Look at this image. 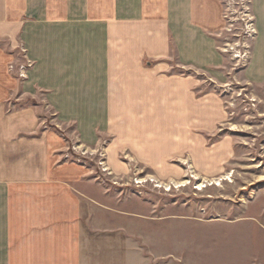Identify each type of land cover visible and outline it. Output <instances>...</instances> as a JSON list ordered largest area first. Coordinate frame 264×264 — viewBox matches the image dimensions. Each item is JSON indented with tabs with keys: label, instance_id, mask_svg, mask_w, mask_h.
<instances>
[{
	"label": "crops",
	"instance_id": "crops-1",
	"mask_svg": "<svg viewBox=\"0 0 264 264\" xmlns=\"http://www.w3.org/2000/svg\"><path fill=\"white\" fill-rule=\"evenodd\" d=\"M251 3L264 55V0ZM220 20L208 0H0V37L9 30L13 48H0V264H97L90 232L98 209L83 207L79 195L96 182L83 165L61 160L66 139L38 129L34 109L17 101L54 104L83 142L122 120L121 138L132 137L138 158L177 178L164 163H192L194 150L203 151L194 130H212L223 110L211 96L194 97L192 77L164 73L172 57L186 71L218 69L212 34ZM18 48L28 62L25 80L9 69ZM263 72L249 69L254 79ZM212 150L202 175L224 167L225 142ZM115 151L109 162L118 166Z\"/></svg>",
	"mask_w": 264,
	"mask_h": 264
},
{
	"label": "rangeland",
	"instance_id": "rangeland-1",
	"mask_svg": "<svg viewBox=\"0 0 264 264\" xmlns=\"http://www.w3.org/2000/svg\"><path fill=\"white\" fill-rule=\"evenodd\" d=\"M208 1L220 10L221 27L212 35L221 66L207 75L186 71L172 57L164 74L192 77L194 97L216 99L223 117L207 133L194 130V147L201 145L203 151L194 150L192 163L186 157L164 163L179 177L159 174V168L141 161L132 148L136 144L128 141L132 137L121 138L117 125L122 120L113 118L112 131L98 133L97 128L93 143L83 142L74 120L64 119L54 104L31 97L17 101L34 109L38 129L66 139L61 160L83 165L96 182L80 187L79 195L83 207L98 209L90 232L97 242V264H264V75L254 79L249 74L252 68L261 78V37L252 0ZM8 32L0 37V48L11 54ZM18 50L9 69L25 80L28 62ZM220 141L228 151L224 167L216 175H202L199 166L214 160L212 149ZM115 147L118 166L109 162Z\"/></svg>",
	"mask_w": 264,
	"mask_h": 264
},
{
	"label": "bare ground",
	"instance_id": "bare-ground-1",
	"mask_svg": "<svg viewBox=\"0 0 264 264\" xmlns=\"http://www.w3.org/2000/svg\"><path fill=\"white\" fill-rule=\"evenodd\" d=\"M225 179H228V177H226ZM219 180H220V179H218V180H216V181H219ZM139 181H140V180H139ZM139 181H138V182H139ZM186 182H187V181L180 182L179 184H176L175 187H176V186H183V185L186 184ZM156 186H159V185L156 184ZM202 186H203V185H202ZM202 186H199V188H201ZM197 189H198V188H197Z\"/></svg>",
	"mask_w": 264,
	"mask_h": 264
}]
</instances>
